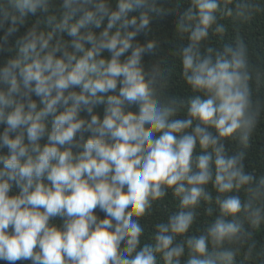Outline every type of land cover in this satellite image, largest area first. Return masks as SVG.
<instances>
[{
  "label": "clouds",
  "instance_id": "9594fccd",
  "mask_svg": "<svg viewBox=\"0 0 264 264\" xmlns=\"http://www.w3.org/2000/svg\"><path fill=\"white\" fill-rule=\"evenodd\" d=\"M156 5L0 0V261L264 264L254 240L264 175L244 165L264 117L253 87L264 69L240 37L202 51L217 13L247 22L264 0H189L176 23L188 43L174 53L185 96L158 64L145 67L156 42L135 41ZM169 196L176 211L142 245L140 221ZM202 203L216 216L188 235Z\"/></svg>",
  "mask_w": 264,
  "mask_h": 264
},
{
  "label": "trees",
  "instance_id": "16d2710c",
  "mask_svg": "<svg viewBox=\"0 0 264 264\" xmlns=\"http://www.w3.org/2000/svg\"><path fill=\"white\" fill-rule=\"evenodd\" d=\"M156 6L159 12L153 13V18L149 24L150 31L146 35L144 33L138 35L135 41L140 44H144L147 41L156 42L153 53L144 57L143 63L145 67L148 68L152 64H158L162 70H165L170 75L173 85L172 91L181 96H185L186 91L180 76V60L174 53L178 48L186 46L188 43L186 36L180 37L176 32V23L179 16L189 6V0H157ZM130 15L138 16L139 12H133ZM217 16L216 25H223L226 31L216 33L214 31L216 25H213V28L209 29L208 38L202 42V51L207 47L220 49L228 44L235 46L237 37H240L249 49L251 64L254 67L264 69V14H257L247 22L236 21L232 17H225L220 13H217ZM14 44L15 37H10L8 46H14ZM6 55V53H0V60L6 58ZM253 87L254 96L264 97V76L261 77L259 82L254 80ZM97 111L102 116V106ZM177 118L183 117L178 116ZM226 147L229 150V154H234L239 150L237 141L228 142ZM244 151L246 153L244 158L245 171L253 173L259 179L261 175H264V117H262V122L258 124L256 131L249 141L248 147ZM238 194L243 198V193ZM174 203L175 201L170 196L166 197L164 201L160 202L161 206L154 215L140 221L141 227L144 229L141 236L142 245L152 243L151 236L155 232L153 225L161 219H166L168 215L176 211L173 207ZM208 206L202 203L188 235H199L200 231L214 220L216 216L215 210L211 217L206 215L205 209ZM211 206L214 209L216 208L215 193H213ZM95 214L101 219L104 218V214L98 209ZM52 223L59 225L60 220L56 219ZM245 226L247 227V225ZM254 232V240L257 242V246L264 245V224H261ZM239 259L240 257H237V260ZM0 264H7V262L0 261ZM17 264H30V261H18Z\"/></svg>",
  "mask_w": 264,
  "mask_h": 264
}]
</instances>
